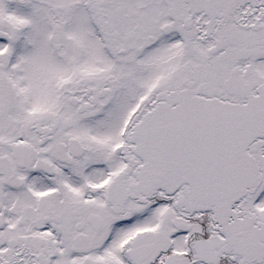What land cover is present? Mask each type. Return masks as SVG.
Segmentation results:
<instances>
[{"label":"snow or ice","instance_id":"6c2138e0","mask_svg":"<svg viewBox=\"0 0 264 264\" xmlns=\"http://www.w3.org/2000/svg\"><path fill=\"white\" fill-rule=\"evenodd\" d=\"M0 264H264V0H0Z\"/></svg>","mask_w":264,"mask_h":264}]
</instances>
